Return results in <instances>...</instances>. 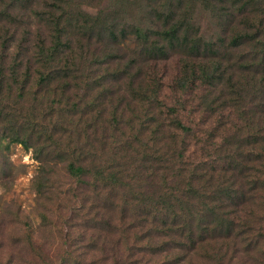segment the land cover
<instances>
[{
  "label": "trees",
  "instance_id": "1",
  "mask_svg": "<svg viewBox=\"0 0 264 264\" xmlns=\"http://www.w3.org/2000/svg\"><path fill=\"white\" fill-rule=\"evenodd\" d=\"M40 1L50 42L27 30ZM102 1L93 15L77 0H0V156L22 145L39 161L42 221L24 222L19 251L28 264H264V0ZM83 37L101 64L136 45L112 72L117 89L80 69ZM176 50L177 87H204L200 108L228 114L205 132L202 161L145 73Z\"/></svg>",
  "mask_w": 264,
  "mask_h": 264
},
{
  "label": "rangeland",
  "instance_id": "2",
  "mask_svg": "<svg viewBox=\"0 0 264 264\" xmlns=\"http://www.w3.org/2000/svg\"><path fill=\"white\" fill-rule=\"evenodd\" d=\"M80 2V3H79ZM77 3L85 9H88L93 15L97 13L104 2L102 0H77ZM39 5V6H38ZM34 6V10L38 13L47 11L45 4L40 1V3ZM81 9V7H76V9ZM34 14L30 17V22L27 25V30H30V38H35L37 34L40 37L46 39L48 42L52 41L54 30L52 24L45 20H39L40 14ZM132 21V19H130ZM211 17L205 16L204 28L212 32L211 28L215 25H211ZM130 21V22H131ZM129 22V23H130ZM131 24V23H130ZM23 31V28H21ZM213 30L212 33H214ZM215 37L217 35H214ZM207 37V38H215ZM97 41L96 37L94 38ZM95 42L94 40H92ZM83 48L87 46L92 49L89 51L79 52L77 49V54L90 55L85 63H80V69L85 71V67L89 68V73H95L98 77L105 78L109 85L116 88L115 79L116 76L112 74L114 69L123 64L130 63L131 54L134 51L136 45L131 41H124L121 46H117L116 53L119 55L124 54L129 51V56L123 61L119 60L117 63L108 65L97 63L91 59L93 53L100 54L103 47H97L90 43L87 37H83L79 40ZM32 50L29 52V56L34 53V43L32 42ZM15 48L13 47L10 54L14 53ZM86 50V49H85ZM68 52V50H67ZM86 53V54H85ZM185 56L181 54L180 51L176 50L171 52L167 59L152 61L146 68L145 73L151 78L154 77L159 83V95L158 98L167 107L179 106L178 114L187 125H190L195 132L193 139H190L189 153L190 157L194 160H203L207 154L208 150H205V132L211 126H214L215 122L219 120L227 121V113H223L225 117L210 116L205 111H203L199 104L202 96L204 95L205 89L202 86H197L194 89H190L187 92H182L177 87V81L181 76L182 64ZM117 64H120L117 66ZM90 69H92L90 71ZM152 85L154 83L151 82ZM97 89V88H95ZM123 91V87H122ZM162 110L166 111L162 107ZM167 115H162L165 118ZM232 119H235L232 117ZM229 126V125H228ZM225 132V131H224ZM221 130L218 131L217 140L221 141L224 137ZM203 140V141H201ZM6 143H4L5 145ZM207 149V148H206ZM0 161L6 166V170L0 169V264H28L31 260L26 254L21 253L19 249H22V244L20 239L24 236V222L28 221L32 227L38 231L40 223L42 221L39 216V204L36 200V193L33 188V178L37 174L39 161L34 158L33 149L25 150L22 145H12L10 151H6L4 156H0ZM11 171V172H10ZM7 172H10V176H7ZM52 242L51 239H49ZM44 242V241H43ZM264 246V245H263ZM20 253V254H19ZM257 255V253L255 252ZM69 264H73L72 260H69ZM246 255L240 254L239 257L229 264H250L252 262L248 261ZM57 263V260L56 262Z\"/></svg>",
  "mask_w": 264,
  "mask_h": 264
}]
</instances>
